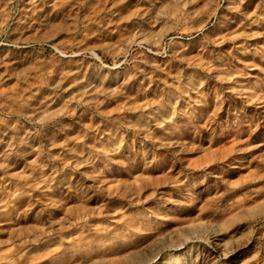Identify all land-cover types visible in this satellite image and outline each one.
Returning a JSON list of instances; mask_svg holds the SVG:
<instances>
[{"label": "rangeland", "instance_id": "obj_1", "mask_svg": "<svg viewBox=\"0 0 264 264\" xmlns=\"http://www.w3.org/2000/svg\"><path fill=\"white\" fill-rule=\"evenodd\" d=\"M180 242L264 264V0H0V264Z\"/></svg>", "mask_w": 264, "mask_h": 264}, {"label": "bare ground", "instance_id": "obj_2", "mask_svg": "<svg viewBox=\"0 0 264 264\" xmlns=\"http://www.w3.org/2000/svg\"><path fill=\"white\" fill-rule=\"evenodd\" d=\"M148 112H151L152 114H154L156 116H159L160 114L166 115L169 112V107H168V105H164V106L162 105V107L160 109H157V110L152 109ZM142 117L147 118V115L145 117V116H143V113L140 112V113H137V115L135 116L136 119H138V118L141 119ZM142 120L144 121V119H142ZM115 131L116 130H113L110 134L106 135L105 138L102 140V143H105L107 141H113L116 138V132ZM129 189L131 190L130 187H129ZM217 237L218 236H213V240H214V244L212 246L213 250H217L218 245H219V243L217 241L218 240ZM182 244H183V242L182 243L181 242L176 243V244H167L166 246L162 247L157 252V255H159L158 258L156 255V257L147 260L144 264H152V263H155V264H182V261L186 260L188 257V254H190V252H191L190 247H189V249L187 248V249L177 250V252H173L171 254L165 253V250L168 249L166 247H180Z\"/></svg>", "mask_w": 264, "mask_h": 264}]
</instances>
